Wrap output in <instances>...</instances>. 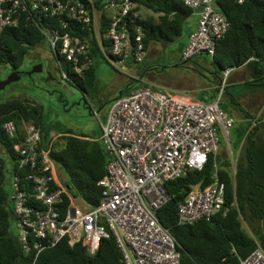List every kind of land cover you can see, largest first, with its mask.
I'll return each mask as SVG.
<instances>
[{"label":"built area","instance_id":"obj_1","mask_svg":"<svg viewBox=\"0 0 264 264\" xmlns=\"http://www.w3.org/2000/svg\"><path fill=\"white\" fill-rule=\"evenodd\" d=\"M215 1L182 0L197 18L181 52L182 61L204 54L212 57L216 42L228 31L229 22L217 11ZM135 8L132 0H0V34L16 28L23 18L32 23L56 59L61 80L71 81L65 65L82 76L93 64L91 47L95 46L114 70L144 83L115 98L105 122H100L99 141L108 162L97 183L101 199L85 212L70 199L62 214V196H70L54 176L53 141L43 147L37 127L29 124L23 129L24 138L13 150L17 167L27 173L11 175L9 202L18 241L24 253L34 255V262L64 239L81 244L87 255L94 256L101 241L112 234L123 264H181L178 243L156 213L169 199L166 183L188 171H201L210 158L213 182L204 189L192 187L177 207L178 223L210 221L224 205L225 186L219 179L216 155L219 135L227 140L235 124L221 110L232 70L223 73L209 103L138 78L129 69L143 63L147 52ZM2 128L8 137L17 136L14 122L7 121ZM240 264H264L261 247L257 244Z\"/></svg>","mask_w":264,"mask_h":264},{"label":"trees","instance_id":"obj_2","mask_svg":"<svg viewBox=\"0 0 264 264\" xmlns=\"http://www.w3.org/2000/svg\"><path fill=\"white\" fill-rule=\"evenodd\" d=\"M132 2L141 17L146 57L151 47L165 46L180 39L186 20L192 15L182 0ZM214 6L227 18L229 28L223 38L216 42L210 67L192 66L195 59L187 62L181 60L178 67L187 70L186 75H175L172 81L179 84L180 78L187 76V81L196 84L186 87L192 91H183L209 103L214 99L227 69L245 66L253 78L241 85H226L224 88L223 98L229 100L230 107L221 110L231 118L236 112L243 121L235 118V124L241 126L238 139L234 140L239 153L235 158L233 175L230 159L219 154V150L216 155L219 179L225 186L221 211L210 221L202 220L191 225L178 223L177 207L192 187L204 189L212 184L213 158L201 171H188L165 185L169 199L156 215L160 224L170 231L178 243L181 264H240L257 244L264 252V124L244 106L247 94L264 93V0H247L243 4H237L234 0H218ZM145 11L147 13H143ZM43 44L45 42L36 27L23 18L16 28L0 34V65L21 69L30 51ZM91 56L94 60L98 57L104 59L95 46L91 47ZM94 64L82 76L73 74L65 65L71 78L66 84L84 92L92 89L96 76ZM184 65L198 69L205 78L183 68ZM145 69H140L138 76ZM127 79L122 95L144 85L139 79ZM115 98L118 96L111 99L109 104ZM7 121L14 122L16 126L17 136L14 138L3 131L2 126ZM27 124L40 130L43 147L53 140L50 155L66 177L64 186L70 196H62V214L69 207L70 199H80L89 208L96 207L101 199V188L97 183L105 175L108 157L97 139L91 140L88 135L71 130L55 131L45 120L42 105L34 101L18 98L0 100V264H123L112 234L101 241L94 256L87 255L81 244L71 245L67 239L43 251L35 262L33 254L23 252L17 235L10 232L13 215L9 194L11 175L19 173L24 177L27 173V170L17 167L13 150L14 145L24 138L23 129ZM59 134L61 136L53 139Z\"/></svg>","mask_w":264,"mask_h":264},{"label":"rangeland","instance_id":"obj_3","mask_svg":"<svg viewBox=\"0 0 264 264\" xmlns=\"http://www.w3.org/2000/svg\"><path fill=\"white\" fill-rule=\"evenodd\" d=\"M143 13L147 12L145 11ZM194 21L195 15L192 14L184 24L183 33L180 39L165 46L151 47L145 63L135 66L139 69L146 68L147 70H150V74L144 76L145 80L159 85L172 87L174 89L193 90L186 88L193 86L192 84L194 83L187 81V76H182V78H180L181 83L179 84H177L176 81H172L171 78L175 77V75H186L185 73L187 70L178 67V54L183 43L187 39V35L192 28H194ZM195 60L196 63L197 61L202 62V65H204L203 67H210L211 57L208 55H199ZM41 62L45 65L48 63L51 66V62H54L51 56V51L45 44L30 51L21 70L28 71ZM95 68V82L93 88L88 89L87 92L82 91L78 87L68 85L65 82L62 83L63 88L59 86L55 87L52 82H49L42 88L36 84H32L31 80L27 77H22L19 82L12 83L3 91H0V100L18 98L34 101L35 103L42 105L45 120L55 131L71 130L73 132L83 133L94 139L99 138L101 134L100 122H105L108 107L103 106L102 109H100L101 107L98 105V99L100 97L105 99L114 98L119 91L124 89L128 77L122 73L116 72L112 66L101 57L97 58ZM9 73V66L0 65V81L4 80ZM53 74H56V72L53 71ZM227 83L228 79L226 85ZM85 95L88 96L86 101L84 100ZM65 98L68 99L67 103L64 101ZM228 102L229 100L224 97L223 106H221V108L229 109L230 105ZM263 102L264 97H261L258 100L251 99L248 102L245 101L244 106L250 114L254 115L257 120H260L264 124V112L261 111ZM96 112L97 116L95 114ZM232 117L234 120H236L235 118L241 119L236 112L233 113ZM254 121L256 122V120ZM255 122H253V125H255ZM259 124L261 125L260 122ZM240 126V124H235L230 129L229 138H227V140L223 135H219V154L227 156L228 158L230 157L232 170L235 166V157H232L230 149H232L231 145L234 143V140L238 139ZM57 166L58 165L56 164L53 168ZM58 171L59 180L61 183H64L65 176L60 168ZM72 203L78 207L82 205L81 201L78 199H72ZM83 206L86 207L84 204ZM10 232L17 235V227L14 219H12L10 223Z\"/></svg>","mask_w":264,"mask_h":264},{"label":"crops","instance_id":"obj_4","mask_svg":"<svg viewBox=\"0 0 264 264\" xmlns=\"http://www.w3.org/2000/svg\"><path fill=\"white\" fill-rule=\"evenodd\" d=\"M196 24H197V18L195 17V21H194V28H192V30L189 32V34L187 35V39H186V41L184 42V44H183V47L181 48V50L179 51V54H178V61H181L182 60V58H181V52H182V50H183V48L186 46V44H187V41H188V38H189V36L191 35V33L195 30V28H196ZM99 53H101L100 51H99ZM102 55V54H101ZM147 58V57H146ZM146 58H145V60H146ZM96 61L97 60H94V58H93V64H94V66L96 67ZM196 61V60H195ZM92 64V65H93ZM184 66H186V67H188V68H194V67H192V66H196V67H199V68H201V67H203L204 65H202V62H198L197 61V63L195 62V63H192V66H190V65H184ZM183 67V66H182ZM183 68H185V67H183ZM187 69V68H186ZM194 69H196V68H194ZM130 71H132L133 72V74L134 75H136L138 78H142L143 80L145 79L144 78V76L145 75H149L150 73V70H147V69H145V71L144 72H142L141 73V75L140 76H138V73H140V69L139 68H137V67H131L130 69H129ZM196 70H198V69H196ZM190 71H192V70H190ZM199 71V70H198ZM192 72H194V71H192ZM200 72V71H199ZM148 73V74H147ZM195 73V72H194ZM196 74V73H195ZM95 75H96V68H95ZM199 77H202V78H205V75L204 74H202L201 73V75H199V74H197ZM159 76V75H158ZM96 77V76H95ZM253 77H252V75H251V73H250V71H248L247 69H246V67L245 66H241V67H239V68H236V69H233L231 72H230V74H229V77H228V83H227V85H231V86H238V85H241L243 82H245V81H247L248 79H252ZM60 79V78H59ZM147 81V80H146ZM150 82V81H149ZM151 83H154V82H151ZM154 84H156V85H159V84H157V83H154ZM162 86H164V85H162ZM167 87V86H166ZM257 97H259V98H257ZM261 97H264V93H259V92H254V93H251V94H247V96H245V101H250L251 99H260ZM86 99H88V96L87 95H85V97H84V100L86 101ZM98 101H99V104L98 105H100V109H102V107L103 106H101V104L105 101V98H103V97H100L99 99H98ZM104 109V108H103ZM261 111L262 112H264V102L262 103V107H261ZM106 117V116H105ZM242 120V119H241ZM243 121V120H242ZM241 122V121H240ZM242 124H243V122H241ZM27 125H29V124H27ZM26 126V125H25ZM25 126H24V128H25ZM101 132V131H100ZM73 133H77V132H73ZM78 133H80V132H78ZM59 136H61L60 134L59 135H55V137H53V139H57ZM98 141H99V138H96ZM96 139H94V138H92L91 140H96ZM53 141V140H52ZM100 142V141H99ZM235 144L234 143H232V145H231V147H232V149H230L231 150V152H232V157H237V155H238V153H239V148L237 149L235 146H234ZM229 159H230V157H229ZM56 165V164H55ZM59 165L57 166V167H54V169H53V171H54V176L56 177V179H57V181L61 184V185H64V183H61L60 182V180H59V177H58V170H59ZM233 171H234V168H233V170H232V175H233ZM64 174V173H63ZM65 176V175H64ZM65 178V180H66V177H64ZM78 200H80V199H78ZM81 201V203H82V205H80V211L81 212H85V211H87L88 209H89V207H87L84 203H83V201L82 200H80ZM83 204L86 206V207H84L83 206Z\"/></svg>","mask_w":264,"mask_h":264},{"label":"flooded vegetation","instance_id":"obj_5","mask_svg":"<svg viewBox=\"0 0 264 264\" xmlns=\"http://www.w3.org/2000/svg\"><path fill=\"white\" fill-rule=\"evenodd\" d=\"M52 58H53V61H54L53 63L51 62L52 66L50 64H48V63L46 65L43 62L38 63V64H42L43 65V72L42 73L33 74L31 77H27L25 75H21V79H22V77H27L28 79L31 80L32 84H34V85L36 84V85H38L39 87H42V88L44 86H46L49 82H52V84L55 87H57V86L62 87V83L65 82V81L59 79L57 66H56V59L53 56H52ZM9 68H10V73L13 72V71H16V70L20 71V72H27L25 70L22 71L21 69L13 68L12 66H9ZM30 70H28V71H30ZM53 71L56 72V74H53ZM15 83H17V82H15ZM119 94H122V91H119L118 94H116V95L118 96ZM111 99H113V98H106L105 101L101 104V106L108 107L109 101ZM64 101L67 103L68 99L65 98Z\"/></svg>","mask_w":264,"mask_h":264},{"label":"water","instance_id":"obj_6","mask_svg":"<svg viewBox=\"0 0 264 264\" xmlns=\"http://www.w3.org/2000/svg\"><path fill=\"white\" fill-rule=\"evenodd\" d=\"M185 68L194 71L196 74L201 75V73L194 69V68H188L184 66ZM43 72V65L37 64L31 68L30 71L27 72H20V71H13L8 74V76L0 81V91H3L7 86L11 85L12 83L18 82L21 79V75H25L27 77H31L33 74H40ZM122 96V94H119L118 97ZM11 215H13V212H11Z\"/></svg>","mask_w":264,"mask_h":264}]
</instances>
